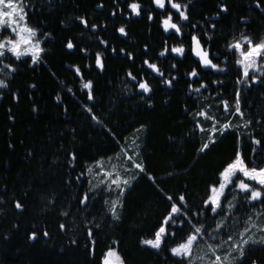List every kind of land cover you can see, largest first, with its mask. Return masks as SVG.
<instances>
[{
	"label": "trees",
	"instance_id": "trees-1",
	"mask_svg": "<svg viewBox=\"0 0 264 264\" xmlns=\"http://www.w3.org/2000/svg\"><path fill=\"white\" fill-rule=\"evenodd\" d=\"M172 2L187 20L169 0L163 9L154 0H22L42 51L36 63L1 57L12 69L0 88V264H102L109 248L122 264H186L170 248L195 227L214 226L220 209L205 201L222 170L237 154L248 167L264 165V67L244 79L230 47L244 35L264 40V0ZM167 16L179 33L164 30ZM193 37L216 69L193 57ZM136 130L143 171H134L114 215L113 190L92 187L86 168ZM234 186L235 177L221 206ZM255 201L264 205V193L251 202L240 195L234 211ZM173 204L181 211L161 247L144 245ZM232 264H264V243L246 245Z\"/></svg>",
	"mask_w": 264,
	"mask_h": 264
},
{
	"label": "rangeland",
	"instance_id": "rangeland-1",
	"mask_svg": "<svg viewBox=\"0 0 264 264\" xmlns=\"http://www.w3.org/2000/svg\"><path fill=\"white\" fill-rule=\"evenodd\" d=\"M12 2L18 6L23 7L24 10L23 13L25 16L24 20H19L15 16H13L12 18V19H16L18 22L17 31H19L20 28H24V27L32 28L36 30L27 23L26 9L24 4L22 3V0H12ZM4 10L8 11L9 9L4 8ZM174 10L175 12H177L176 9ZM168 17L169 16L165 17L162 20V24L164 20L168 19ZM171 23L176 24L172 19H171ZM9 24L11 25V20H9ZM20 35L27 38V33H21ZM244 37L250 39V37L244 35L239 37L236 41L232 42L231 45L235 44L236 42H240L242 45L241 50L247 53L249 51V45L246 42H244L243 40ZM19 38L20 37L17 36L16 33L12 32L11 26L0 25V41H7L10 39L15 40ZM36 40L39 41V47L40 49H42L41 46L42 38L38 36V33L36 37L32 38V43L34 44ZM262 43H264V40L256 43L252 42V46ZM30 47L31 45H25L21 43L20 51H25ZM241 50H237L238 52L237 61L245 59L243 56H241ZM33 51H35L34 48L31 51H29L28 54L26 55H29L32 58ZM7 54L15 56L12 52L5 50L4 55ZM4 55L0 56V80L4 81V83L6 84V76H8L12 67L6 61L1 60V57H4ZM40 55H41V51L39 52V58ZM253 61L255 66L253 68H250L249 72L250 71L261 72L264 67V55H261L259 57L253 55L251 57H248L245 60V63H251ZM239 65L241 66L242 74H243L244 65L242 64ZM138 135H139V130L134 131L124 139V141L121 143L120 150L118 152H116L115 154L109 157L100 158L92 163H89L86 168V174L90 180L91 186L96 187L99 185H103L106 189L113 190L114 196L112 198V202H116V205L118 204V196L121 193V188L124 189L130 183L134 171L137 169L135 165L140 164L138 161V152H139ZM235 159L233 161H235ZM248 168L251 169L253 167H248ZM255 168L257 169L264 168V165L262 167H255ZM107 173H112V176H107L106 175ZM117 174L120 176L121 181L127 180L129 183L127 185L121 183L120 188H117L115 185H111V180L115 179V176ZM234 177H235V186H234L235 189L233 194L225 201V204L223 206L217 209V210L220 209V212L217 215L214 226L212 228H208L205 231H203L202 229V235L199 237L197 244L194 245L193 247L192 257L191 258L185 257L187 260L186 264H212L216 256H220L222 258V264H232L236 259L242 256L241 251H243L246 245L250 243H264V205H262L260 201H255L254 205L247 203L244 204L243 207H240L234 211V207L240 195L248 198L249 202L253 201L250 199V195H251L250 192L241 191L239 187H237L240 180L243 179L245 183H248L251 186V188L261 191L262 194L264 193V186L258 184L257 181L250 180L244 177L243 174L240 172H237ZM220 182H221V178L219 183L213 186L218 187ZM109 185H111V187ZM211 195L212 193L210 189L209 196ZM221 198H220V203H221ZM153 238L154 236L151 238H144L143 240L153 239ZM186 239L171 247L170 250L174 247H177L179 244L185 242ZM245 240H247L248 242L244 243ZM212 249H215V251L213 252ZM110 250L116 253V255L119 257V260H116L115 257L107 256ZM224 257H227L226 261L224 260ZM106 258L109 259L111 264H122L120 254L115 248H109L105 251L102 258V264H104Z\"/></svg>",
	"mask_w": 264,
	"mask_h": 264
},
{
	"label": "snow or ice",
	"instance_id": "snow-or-ice-1",
	"mask_svg": "<svg viewBox=\"0 0 264 264\" xmlns=\"http://www.w3.org/2000/svg\"><path fill=\"white\" fill-rule=\"evenodd\" d=\"M154 3L161 9L165 7V0H154ZM169 3L171 4V7L176 9V11L180 14V18L182 20H187L188 17L185 15L184 11L181 10V5L178 3H173L172 0H169ZM132 10V12L136 15H139L140 5L137 3H133L129 6ZM4 8L9 9L8 11H5ZM24 10L23 7L18 6L12 2V0H0V25L3 26H11L12 32L16 33L17 36H19V39L15 40H7V41H0V56H3L5 53V50L12 52L17 59H19L21 56L28 54L29 51H31L33 48L35 51L32 52V61L33 63H36L39 58V52L42 51L39 47V41L36 40L35 43H32V38L36 37L37 33L36 30L32 28H20L19 31H17L18 22L16 19H12L13 16L17 17L19 20H24ZM7 18V19H6ZM151 19V17H150ZM9 20H11V25L9 24ZM164 30L168 31L169 29H175L177 33L180 32V28L174 24L171 23V16L168 17V19L164 20L163 22ZM121 33H124V29H119ZM21 33H27V38L21 36ZM244 42H246L249 45V51L247 53L243 52L242 45L240 42H236L233 45H230L231 48L241 50V56H243L245 59L237 61V63L244 65V78H247L249 75V69L253 68L254 61L251 63H245V60L248 57H251L253 55L259 57L261 55H264V43L258 44L255 46H252V42L247 37L243 38ZM193 41L196 44L197 47H199V40L197 37H193ZM21 43L25 45H31L30 48L26 49L25 51H20V45ZM68 48H72L73 44L69 42L67 44ZM168 50L165 49V52H162L161 55H164ZM171 51L173 53H176L178 55H182L184 53L183 47H176L172 48ZM197 55L200 56L202 64L205 67H211L213 69L217 68V65L213 64L210 59H208V53L206 51H198ZM96 63L98 67H102V59L99 54H97ZM145 63H148L145 61ZM149 67L152 68L155 71H159L155 65L149 64ZM77 72H79V69H77ZM131 75V74H129ZM162 75V73H161ZM192 77L197 76V72L195 70L192 71L190 74ZM166 83L171 84V80L166 81ZM5 86L4 81L0 80V87ZM203 87V85H201ZM84 88L89 89V96L88 98L91 100L93 99L91 95V82H87L83 85ZM140 89H142L144 92H149L151 89L147 82H143L139 84ZM229 108V105L227 103L224 104V109L227 111ZM91 111V109H89ZM235 111L237 113H241L240 111V100H239V94H237V100L235 103ZM198 115H205V113H198ZM93 119H96L95 116H93ZM228 126L225 125L223 129H220V131L226 130ZM216 131L215 126H213V132ZM211 142V141H210ZM257 144L260 143V141H256ZM209 147V143H205L203 147L201 148V151H204ZM136 168H139L141 171H143V168L140 164L135 165ZM237 172H240L243 174L244 177L257 181L258 184L261 186H264V168L257 169L255 167L249 169L245 164L243 159L240 157L239 154H237V157L235 161L228 164L227 167L224 168V170L220 173L221 182L218 187L213 186L211 188L212 195L208 197V199L205 201V206L211 205V210L213 213L217 211L218 208L221 207L220 204V198L224 194V190L232 183V178L236 175ZM107 176H112V173H107ZM121 183L124 185H127L129 182L127 180L121 181L120 176L117 174L115 176V179L111 180V185H115L117 188H120ZM111 185H109L111 187ZM241 191L244 192H250V199L251 200H257L261 198L262 193L259 190H255L251 188V186L248 183H245V181L242 179L239 181V184L237 185ZM123 193V188H121V194ZM169 200H171V197H168ZM87 200V196L84 197V199L81 201V203H84ZM179 200L181 204L184 203V196L181 195L179 197ZM18 209L22 208L23 206L17 202L15 205ZM115 209H116V202H113L112 205V211L115 215ZM181 211V208L178 207L176 204L172 205L171 211L169 214L164 218V220L161 223V226L158 228V230L154 234L153 239H146L143 240L142 243L144 245H148L152 248L159 249L161 247L162 242L164 241L165 237L169 235L170 233L167 231L168 225L170 223H174V216ZM63 227V225H61ZM247 231V229H246ZM47 235V233H45ZM91 235V233H89ZM202 235V228L201 227H195L194 231L187 237L186 241L179 244L177 247H174L171 249V252L174 256H184L191 258L193 255V247L197 244L199 237ZM33 239L35 238V234H33ZM248 241L245 240L244 243H247ZM214 252L215 249H212ZM241 255H243V251H241ZM108 257H115L116 260H119V257L116 255L114 251H109L107 254ZM224 260H227V257H224ZM104 264H111L109 259H105ZM212 264H222V258L220 256H216L215 260L212 262Z\"/></svg>",
	"mask_w": 264,
	"mask_h": 264
},
{
	"label": "water",
	"instance_id": "water-1",
	"mask_svg": "<svg viewBox=\"0 0 264 264\" xmlns=\"http://www.w3.org/2000/svg\"><path fill=\"white\" fill-rule=\"evenodd\" d=\"M198 38V37H197ZM199 40V39H198ZM192 48H191V51H192V54H193V57L195 58V59H197L198 61H200V63H201V65L203 66V67H205L203 64H202V61H201V58H200V56H198L197 55V52L198 51H206L205 49H204V47L202 46V44H201V42L199 41V47H197L196 46V44L194 43V41L192 40V46H191ZM208 59H209V57H208Z\"/></svg>",
	"mask_w": 264,
	"mask_h": 264
}]
</instances>
